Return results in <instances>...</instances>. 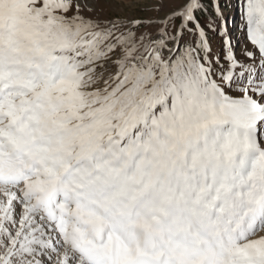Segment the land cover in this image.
<instances>
[{
	"label": "snow or ice",
	"instance_id": "snow-or-ice-1",
	"mask_svg": "<svg viewBox=\"0 0 264 264\" xmlns=\"http://www.w3.org/2000/svg\"><path fill=\"white\" fill-rule=\"evenodd\" d=\"M236 7L239 54L204 0H0V264H264V0Z\"/></svg>",
	"mask_w": 264,
	"mask_h": 264
},
{
	"label": "rangeland",
	"instance_id": "rangeland-1",
	"mask_svg": "<svg viewBox=\"0 0 264 264\" xmlns=\"http://www.w3.org/2000/svg\"><path fill=\"white\" fill-rule=\"evenodd\" d=\"M214 5H217V2L215 0ZM226 6V12L224 13V17L226 18V20L219 18L208 22V20L204 19V24L207 27L209 35L213 39V52H219L223 46V39L225 37L220 34L222 30L224 33H226L227 37L231 38L232 44L235 47L237 54H239L240 49L243 47V40L241 39V34L238 31L239 14L236 7V0H226ZM108 15L144 17L153 15V13L143 12L139 10L124 12L116 10L110 11ZM213 28L216 29L215 32L212 31ZM234 33H236V35H234Z\"/></svg>",
	"mask_w": 264,
	"mask_h": 264
},
{
	"label": "trees",
	"instance_id": "trees-1",
	"mask_svg": "<svg viewBox=\"0 0 264 264\" xmlns=\"http://www.w3.org/2000/svg\"><path fill=\"white\" fill-rule=\"evenodd\" d=\"M204 3L207 5V12L200 15V20H201V24L202 26H204L205 30L208 32L206 25L204 24V19L208 20V22L210 20H212V18H215L213 15V9H212V3L211 0H204ZM223 4V3H222ZM222 7H224V4L222 5ZM209 36V35H208ZM210 37V36H209ZM208 37V38H209Z\"/></svg>",
	"mask_w": 264,
	"mask_h": 264
}]
</instances>
